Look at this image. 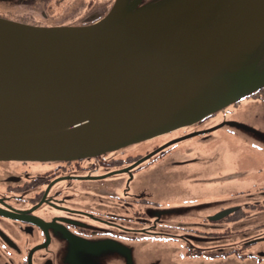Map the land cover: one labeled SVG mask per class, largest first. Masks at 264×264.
<instances>
[{
  "label": "water",
  "instance_id": "water-1",
  "mask_svg": "<svg viewBox=\"0 0 264 264\" xmlns=\"http://www.w3.org/2000/svg\"><path fill=\"white\" fill-rule=\"evenodd\" d=\"M141 2L82 26L0 17V162L95 157L264 86V0Z\"/></svg>",
  "mask_w": 264,
  "mask_h": 264
},
{
  "label": "flooded vegetation",
  "instance_id": "flooded-vegetation-1",
  "mask_svg": "<svg viewBox=\"0 0 264 264\" xmlns=\"http://www.w3.org/2000/svg\"><path fill=\"white\" fill-rule=\"evenodd\" d=\"M143 1H146L141 3L144 6L154 0ZM28 2L34 4L36 0ZM102 9L100 6L88 7L83 17L62 24H90L88 18L97 16L99 19L109 8ZM70 15L77 17L78 14L74 10ZM27 19V22L37 25L33 15H26ZM260 53L262 56L257 63L258 69L264 68V51ZM263 95L264 86L230 105L239 106L246 99L256 100L264 98ZM226 108L170 131L175 133L184 130V133L157 143L143 153L122 158L103 157L104 154H101L70 161L0 162V264H59L62 250L63 255H69L72 248L76 251L80 245L98 248L109 244L119 256L118 251H122L123 246L137 247L138 238L161 235L149 231L162 229L158 227L157 221L150 222L149 214L137 212V202H150L132 193L134 172L140 166L144 168L170 152L182 141L177 140L180 137L189 135L183 139L186 140L211 133L215 125L209 128L200 126L218 112L225 114L230 110ZM158 136L150 139L155 140ZM137 162L140 166L136 164L130 172L124 173V168ZM109 177L115 180L118 189L110 185ZM194 182L199 193H190L199 196L203 192L202 198L205 200L189 208L193 207L197 212L206 209L213 211L202 216L200 221L174 224L178 230L193 234L197 238L196 243H206L205 246L187 243L192 249L188 254L192 257L219 259L217 264L232 256L251 263L252 260L256 263L259 261L258 264L264 263V250L261 249L264 243V181L255 190L252 187L236 188L228 195L219 193L222 179H199ZM159 248L166 249L163 245Z\"/></svg>",
  "mask_w": 264,
  "mask_h": 264
},
{
  "label": "rangeland",
  "instance_id": "rangeland-1",
  "mask_svg": "<svg viewBox=\"0 0 264 264\" xmlns=\"http://www.w3.org/2000/svg\"><path fill=\"white\" fill-rule=\"evenodd\" d=\"M24 1L26 0H0V17L31 24L27 22L28 19L26 20L24 13H22L23 16L20 15L21 11H26L21 10ZM113 1L46 0L43 5L49 17L44 19L35 17L37 21L35 23L43 27H51L53 24L61 25L83 17L88 7L100 6L101 9L104 8L102 9L104 11L105 7H111ZM79 2L82 3V6L78 5ZM74 10L78 14L77 17H70V13ZM227 108L230 110H227L225 114L218 112L207 123L200 126V128L206 126L209 128L215 125L211 133L179 141L170 152L144 168L138 162L124 168V173H127L135 168L136 164L137 167L140 166L134 172V186L131 191L150 203L137 202V212L149 214L150 222L157 221L158 227L162 229H149V231L161 235L142 236L137 239V247L123 246L122 251H118L119 256L115 254L117 250L111 249L112 246L109 244L98 248L80 245L77 247V252L75 248H72L69 255H63L62 250L58 263L217 264L219 259L211 260L203 256L192 257L188 254L192 249L187 243L197 246H205L206 243H196L195 239L197 238L193 234L187 230H178V226L174 224L200 221L202 216L213 211L206 209L197 212L193 208L205 200L202 198L203 192L198 194L199 196L190 193L191 191L199 193L194 182L196 180L222 179L223 182L226 181V183H221L219 192L221 195H228L236 188L252 187L255 190L256 187L263 184L264 98L246 99L239 106L230 105ZM183 133L184 130H180L158 136L155 140L133 143L116 151L107 152L103 157L122 158L143 153L155 144L165 142ZM189 161L191 162L186 163ZM97 173H99L98 170ZM108 179L110 185H115L118 189L115 180L112 177ZM216 192L218 191L216 190ZM191 205L193 207L189 208ZM89 243L92 244V242ZM160 245L166 249L161 250ZM261 246V249L264 250V243ZM224 261L219 264L260 263L259 261L256 263L254 260L251 263L249 260H241L235 256L227 257Z\"/></svg>",
  "mask_w": 264,
  "mask_h": 264
},
{
  "label": "trees",
  "instance_id": "trees-1",
  "mask_svg": "<svg viewBox=\"0 0 264 264\" xmlns=\"http://www.w3.org/2000/svg\"><path fill=\"white\" fill-rule=\"evenodd\" d=\"M28 1H31V0H26L23 2V5H21V10H26V11L25 12L21 11L20 15H22V13H24V15H25L24 17H26V15H31V16L33 15V17H42V16L43 17H49V15L47 14V11L45 10L44 5L41 3V1H43V0H36V3H34V4H32L33 2H28ZM154 1H152L149 5H146V6H156V5H159L161 3L160 2L161 0H158L155 2ZM145 2L146 1H143L141 3H145ZM78 5L82 6V3L79 2ZM33 11H35V12H33ZM261 51H264V41L261 43V45L257 49L256 53H260ZM255 54H254V57H255Z\"/></svg>",
  "mask_w": 264,
  "mask_h": 264
}]
</instances>
